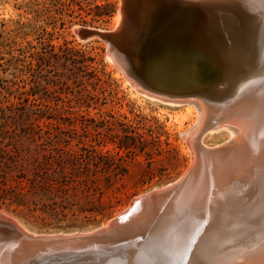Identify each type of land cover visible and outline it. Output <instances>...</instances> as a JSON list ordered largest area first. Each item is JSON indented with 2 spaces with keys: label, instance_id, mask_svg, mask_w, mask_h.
<instances>
[{
  "label": "water",
  "instance_id": "obj_1",
  "mask_svg": "<svg viewBox=\"0 0 264 264\" xmlns=\"http://www.w3.org/2000/svg\"><path fill=\"white\" fill-rule=\"evenodd\" d=\"M243 1L120 0L115 27H73L80 41H104L107 57L140 94L196 106L197 121L181 132L190 163L176 180L135 195L86 231L33 232L0 210V264H238L243 251L228 234L264 226V94L262 102L230 107L238 123L212 113L234 95L226 81L248 63L250 31L264 24L262 16L243 32L227 8L215 10L229 5L236 12ZM241 40L243 57H236ZM226 122L233 138L216 146L201 141ZM252 253L239 264L262 257Z\"/></svg>",
  "mask_w": 264,
  "mask_h": 264
},
{
  "label": "trees",
  "instance_id": "obj_2",
  "mask_svg": "<svg viewBox=\"0 0 264 264\" xmlns=\"http://www.w3.org/2000/svg\"><path fill=\"white\" fill-rule=\"evenodd\" d=\"M45 48L49 51L37 59V72L30 73L29 89L0 90V209L54 228L99 222L119 204L131 166H137L139 175L151 169L161 126L109 114L110 121L84 119L74 144L70 132L60 137L63 133L52 122L70 119L62 105L102 104L100 77L95 68L82 73L83 61L74 57L82 53L79 50L65 47L58 54L50 43ZM88 60L100 64L94 56ZM56 84L66 91L48 87ZM108 143L114 152L100 147ZM139 154L146 160L145 168L136 159Z\"/></svg>",
  "mask_w": 264,
  "mask_h": 264
},
{
  "label": "rangeland",
  "instance_id": "obj_3",
  "mask_svg": "<svg viewBox=\"0 0 264 264\" xmlns=\"http://www.w3.org/2000/svg\"><path fill=\"white\" fill-rule=\"evenodd\" d=\"M119 5L120 0H0V90L7 88L11 92H22L29 89L32 79L30 73L37 72L35 69L37 59L49 51L45 48L47 43L52 44L53 51L58 54L65 47L79 50L82 53H77L74 57L83 62L82 67L81 63L76 64V67H80L82 73L91 72L94 68L98 72L100 82L97 87H100L98 88L100 92L91 93H98L102 104L62 105L67 111L64 114L70 116V119L52 122L56 129L63 133L60 137H65L64 133L70 132L74 144L80 137L84 119L110 121L112 118L109 114L126 122L139 120L146 124L161 126L160 143L153 146L158 148L152 154L156 160L152 164V170L146 169L145 175H139L137 166H131L130 175L126 176L125 187L119 194L121 200L109 217L99 222L54 228L41 226L31 218L25 219L23 214L17 215L0 209L30 231L52 233L93 229L124 209L135 195L176 180L190 163V150L181 137V132L189 129L197 121L199 112L196 106L189 101H177L174 104L173 101H162L140 94L107 57L104 41L98 38L80 41L73 34L72 29L77 25L113 28ZM111 10V13L108 12ZM93 56L100 64L88 60ZM45 68L49 71L48 67ZM43 74L47 77L52 76L48 72ZM66 83L73 87L71 80H66ZM48 87L56 91H66L60 84ZM67 95L68 98L71 97V94ZM62 97L66 98V95L62 94ZM230 133L233 136H230ZM233 137L231 129L222 126L207 132L201 141L206 146H216ZM100 147L102 150L110 149L113 152L116 150L113 149L112 143ZM136 159L141 161L144 168L146 167L143 155H137Z\"/></svg>",
  "mask_w": 264,
  "mask_h": 264
},
{
  "label": "bare ground",
  "instance_id": "obj_4",
  "mask_svg": "<svg viewBox=\"0 0 264 264\" xmlns=\"http://www.w3.org/2000/svg\"><path fill=\"white\" fill-rule=\"evenodd\" d=\"M225 8L228 9V11L226 12V14L228 15V19L231 20V17H233L234 20L232 22L234 25L235 24L237 26L243 25V28L241 29V31L243 32L246 31V27L248 25H251L255 21L259 22L258 19H262V16L264 17V0H259V1L246 0L245 2L243 1V4L239 6V9L236 12L235 10L233 11V6H229V5H227V7L225 5H220L215 10L223 11ZM236 14L238 18L235 17ZM118 23H120L119 14H117L114 17L113 26L115 27ZM250 33H249L250 37L248 40L249 43L247 45L248 55L244 56L245 57L244 60L248 59V63L246 62V64L244 63L243 65H240V67H237V69L239 70V74L235 77H232L230 81H226L227 85L228 84H230L231 86L233 85V92L235 91V93L234 95L228 97L226 100H223V102H226V103L222 102L225 105L224 107L212 113L213 118H217V120L231 121V122L235 121L238 123L236 116L237 115L240 116V114L232 110L234 108H230V107H232L233 105H237L239 108V105L247 104L250 102V100L253 99H258L259 101L261 100L262 102V98L264 94V24L262 27L260 26L259 29H257V27L254 28L252 31H250ZM241 51L242 52L244 51V45L242 40L240 46L238 44L234 46L233 55H235L236 57L238 56L243 57V55H241ZM227 78L228 77H225V79ZM211 99L217 100L214 96H212ZM173 102L175 104L177 101H173ZM217 103H221V101L217 100L215 101L214 104L217 105ZM226 106H228V108H226ZM224 110H226V113L220 112ZM234 117L236 119H234ZM227 123L228 122H226L222 126H226L229 129H231V131L235 135L234 127L228 125ZM214 128H218V127H214ZM230 136H233V134L230 133ZM262 219L264 220V217ZM241 232L242 230H238L236 232L229 233L228 234L229 238L227 237L228 238L227 241L236 243L238 246L237 248L243 251V253H241L242 256L243 255L247 256V253H250V251L251 252L254 251L255 253L252 254H257V255L262 253L261 256L263 258L262 257L255 258V260L252 261V263L250 264H264V256H263L264 243H262V238L264 237V226L263 225L255 226L252 230V233H250L249 235L244 232L243 233L244 235L241 236L240 235ZM243 237H248V238H243ZM241 257L240 256L236 257L235 260L237 261L235 262H238L239 264V262L241 261L240 259ZM248 258L246 259V261L244 260L245 262L242 264H249L246 263Z\"/></svg>",
  "mask_w": 264,
  "mask_h": 264
}]
</instances>
